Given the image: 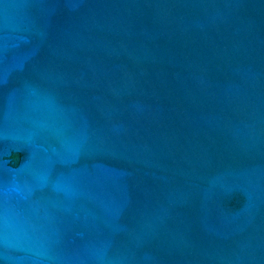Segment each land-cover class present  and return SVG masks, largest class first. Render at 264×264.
Instances as JSON below:
<instances>
[{
  "label": "water",
  "instance_id": "95a60500",
  "mask_svg": "<svg viewBox=\"0 0 264 264\" xmlns=\"http://www.w3.org/2000/svg\"><path fill=\"white\" fill-rule=\"evenodd\" d=\"M0 264H264V0H0Z\"/></svg>",
  "mask_w": 264,
  "mask_h": 264
}]
</instances>
